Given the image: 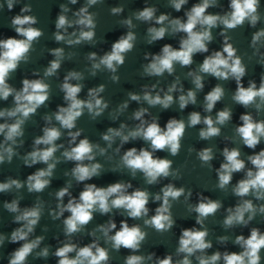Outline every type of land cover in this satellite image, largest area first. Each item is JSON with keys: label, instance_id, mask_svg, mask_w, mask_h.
Segmentation results:
<instances>
[{"label": "clouds", "instance_id": "obj_1", "mask_svg": "<svg viewBox=\"0 0 264 264\" xmlns=\"http://www.w3.org/2000/svg\"><path fill=\"white\" fill-rule=\"evenodd\" d=\"M20 2L21 0H3L0 2V11L5 6L8 11H12ZM103 2L104 0H85L75 11L69 5H76L78 0L61 3L55 21L54 41L69 47L85 43L94 46L97 43V13L89 9ZM145 2L147 4V0ZM188 3L189 0H168V6L176 12H180ZM215 7H220L219 0H199L184 11L183 17H173L170 13L157 15L158 9L155 6H145L118 21L128 31L112 43L110 51L103 55L96 52L86 55L90 64L87 69L90 76L95 77L98 72L106 71L110 73V80L118 83V69L124 65L127 54L135 47L137 34L134 29L137 25L133 21L136 20L150 25L146 29V43L149 45L166 36L176 37L183 34L180 35L178 48L164 44L158 53L146 52L144 55L148 62L142 65V76L162 77L165 73L174 75L176 65L191 68L195 55L209 53V45L214 41L213 29L221 28L220 50H212L204 56L202 63L185 74L193 88L185 90L180 77L176 76L166 88L160 87L157 81L151 85H143L139 93L128 92V100L109 112V118L113 122L127 111L130 101L141 105L146 103L149 107L141 106L132 112L128 119L135 121L133 125L121 122L118 127H108L100 134L105 142V146H101L86 136L81 138L84 130L77 128V121L85 112L95 121L109 108V102L102 95L106 86L100 84L89 88L86 98L81 99L80 93L85 87L82 83L85 80L84 72L69 70L58 85L63 93L64 104L43 115L42 135L34 138L31 150L23 155L18 149L24 146L25 125L51 98L52 89L46 82L47 79L58 76L62 62L65 59L71 60L76 54L66 53L63 47L49 49L54 58L44 68L43 75L34 71L32 75L38 78H24L22 87L17 89L9 81L21 63L30 61L34 44L44 33L35 27L38 18L31 14L32 7L29 3H25L20 12L10 18L9 26L16 36L0 38V101H7L12 97L11 107L0 108V121H3L0 122V137L3 138L0 140V165L10 164L17 157L26 167L31 168L37 164L45 167L38 168L26 180L9 176L4 182H0V193L15 191L18 194L11 201L3 202V208L13 214L12 223L19 225L10 235L0 233V248L6 241L20 245L9 253L8 264H28L30 256L33 259L46 260L50 255L57 258V264H110V250L119 252L121 249L131 253L124 257V264H193V258L196 264H261L264 232L258 227H252L248 236L241 234L232 239L222 235L216 238L221 245H226L232 239V243L241 249L239 252L217 250L208 254L207 250L213 248V243L208 239L210 232L205 221L224 207L219 199L197 193V203H189L192 190H186L183 186L177 187L174 183L164 184L159 192L151 193L147 188H134L131 181L121 180L106 187L87 182L104 172V165L97 161V157L112 160L113 157L108 155L109 150L120 157L119 162L110 169L112 172L126 169L132 179L140 173L145 184L150 186L169 177L179 179L181 172L180 169L173 168V160L161 158L156 153L166 151L173 157L177 156L182 148L186 129L197 125H203L198 132L200 140L219 137L222 128L233 117L232 109L227 106L216 111L215 116L212 115L217 103L224 99L226 90L221 83H217L204 95L202 108L205 115L192 111L187 120L173 117L163 127L159 123V117L153 115L149 109L160 106L162 110H168L173 104H178L179 110L183 111L189 105H196L197 94L205 87V76H211L218 81H235L236 89L231 96L232 101L245 109L254 108L257 114L264 111V73L261 74L259 85L255 80H249L247 87L244 86L243 78L247 74V68L229 35L231 30L242 27L245 23L255 28L264 20V15L260 12L261 2L229 0L227 11L215 14L208 11ZM69 12L72 13V18L69 17ZM123 12V5L110 9L112 15L118 16ZM250 47L253 49L252 57H258L257 63L264 66V51H261L264 49V28L252 34ZM239 120L241 123L234 128V135L225 136L224 139L233 143L238 140L248 149L255 150L264 141V119L257 120L251 112H246L240 115ZM65 135L67 144L57 143ZM138 140L143 141L147 147H131L121 154L126 144ZM188 151L191 153L196 150L190 147ZM57 152H60L59 156L56 155ZM221 155L223 161L215 169L218 177L215 187L224 192L231 187V193L239 198L235 206L225 209L226 215L221 226L225 230L247 228L258 215L264 218V203H254V200L264 201V149L253 151V154L244 159L239 147L225 146ZM196 156L201 167L212 168L215 158L213 147L196 151ZM61 162H73L74 167L64 172V176L71 179L63 187L50 193L54 195L56 205L55 208L48 209V214L52 220L63 218L65 237L58 241L59 246L52 251L51 245L41 247L46 239L44 235H34L44 215L46 202L37 196L31 206L21 207L20 202L24 197L19 193L25 187L30 194L44 192L50 187L57 165ZM236 173H243V178L232 184ZM73 180L76 184L83 185L78 197L73 196L71 191ZM65 197L68 198L66 203ZM181 197L184 198L187 211L196 214L195 223L199 227L181 229L174 254L163 257L157 256L155 252L137 254L148 236L146 228L165 233L176 225L171 209ZM150 201L159 204L151 216L148 207ZM65 213H68L66 217ZM96 213L108 215L110 218L88 231L87 226L94 220ZM117 213L132 220H142L143 227L138 223L130 225L127 219H122L118 228L113 218ZM43 231L47 232V227ZM81 233L90 236L91 242L83 246L75 242L74 237ZM101 240L110 247L101 246Z\"/></svg>", "mask_w": 264, "mask_h": 264}, {"label": "water", "instance_id": "obj_2", "mask_svg": "<svg viewBox=\"0 0 264 264\" xmlns=\"http://www.w3.org/2000/svg\"><path fill=\"white\" fill-rule=\"evenodd\" d=\"M3 2V0H0ZM199 0H189V3L184 6L180 12H176L173 8L168 6V0H104L102 4L93 6L89 10L91 12L97 13V27L96 32V41L97 43L93 46L90 44H81L75 47H69L63 43H56L53 38V33L55 29V21L60 12L59 5L61 3H67V0H21L12 11H8L6 6L3 11H0V38L15 37V31L9 26L10 18L20 12V8L25 4L29 3L32 7V13L38 18V23L35 27L40 28L44 35L39 39L37 43L34 44V51L30 54V61L28 63H21L18 70L13 74V77L10 79L9 83L14 87L19 89L22 87V80L24 78L34 79L38 78L32 75L34 71H39L40 75H43V70L48 66L52 57L49 53V49L56 47H63L65 52H73L76 55L73 56L71 60L65 59L62 62L61 68L58 70V76L50 77L47 79L51 85V98L47 102L46 106L38 109L37 114H35L31 120H29L25 125V134H24V146L19 148L18 151L21 155L31 150L32 142L35 137L42 135V128L44 126V121L42 119L45 113H51L57 109L58 105H63V93L59 90L58 85L62 82L64 75L69 70H77L84 72L85 80L82 82L85 87L80 93V98H86L87 91L89 88L97 87L100 84L106 86V90L102 93L104 99L109 102V108L104 112V114L98 117L95 121L91 120L85 112V114L77 121V128L83 129L81 138L88 137L94 143H100L101 146H105V142L102 141L100 134L108 127H118L121 122H126L129 125H133L135 121L128 119L134 110L138 107H149L146 103L137 104L136 102H129V108L127 111L122 114L119 119L113 122L109 118V112L115 109L120 103L128 100V92H137L141 91L143 85H151L159 81V86L166 88L171 82L174 81L176 76H179L182 84L184 85L185 90L193 88L190 79L186 78L185 74L196 68V66L203 62L204 56L210 54L212 50H220L222 46V37L219 36L221 28L213 29L214 41L209 45V53L206 54H197L194 56V64L191 68H181L179 65H176V72L174 75L164 74L162 77H147L142 76V65L147 63L144 59L145 53L156 54L160 51L164 44H171L173 47H179V34L176 37L166 36L164 39L154 42L149 45L146 43V29L150 26L149 24L142 23L134 20L133 22L137 25L134 31L137 34V40L135 43L134 49L129 52L126 56L124 65L118 69V75L120 80L118 83H114L110 80V73L98 72L95 77L89 75L87 69L90 67L86 55L90 52H96L98 55H103L104 52L110 51L112 43H114L118 38L125 34L128 29L121 26L118 21L127 18L131 15L132 12L136 10H142L145 6H155L158 9L157 15L160 13H170L173 17H183L184 11L190 8L194 3H198ZM261 7L260 12L264 15V0H260ZM85 0H78L76 5H69V7L75 11L79 9ZM220 7L210 8L208 11L210 13H223L228 10L229 0H219ZM124 7V12L121 15H112L110 9L112 7L121 6ZM69 17L72 18V13H68ZM264 28V20L257 24L255 28L250 27L247 23L242 27H238L235 30H231L229 35L232 37L231 42L238 49V55L243 59V62L247 68V74L243 78L244 86L247 87L249 80H255L257 85H259L261 74L264 73V66H261L257 63L258 57H252L253 49L250 47L252 34ZM72 31V29H69ZM19 38V37H17ZM264 51V49H261ZM249 57H252L251 59ZM205 87L203 91L198 92L197 94V104L189 105L185 110H179L178 104H173L168 110H162L160 106L150 108V112L153 115L159 117V123L161 127L165 126L167 121L170 118H183L187 120L188 114L192 111H199L202 115H205L203 112V98L204 95L211 90L217 83H221L225 90L226 95L224 99L217 103L212 115L215 116L216 111L223 109L225 106L230 107L233 111L232 121L225 127L222 128L221 135L219 137L213 138L211 140H200L198 137V132L203 125H197L194 128H187L185 136L182 140V148L180 153L173 157L168 152H157L161 158H168L173 160V168L180 169L181 177L179 179H173L171 177L167 179H162L161 182L157 185H147L145 184L142 174L138 173L135 179H132L126 169L122 171L112 172L110 169L119 162V155H116L109 150L108 155L112 156V160H108L107 157H97V161L104 165V172L99 177H94L88 183H95L98 187H106L111 183H115L121 180L131 181L134 188H147L151 193L159 192L160 188L164 184L174 183L177 187H185V189H191L193 192L192 197L190 198L189 203L195 204L198 201L197 193H201L206 197L211 199H219L222 201L224 207L218 211L215 216H210L205 224L209 229L210 235L209 240L213 243V248L207 250L208 254L220 250H228L230 252H239L241 249L232 243V239L236 235L248 236L250 229L252 227H258L264 232V218L257 216L247 228L236 227L234 229L225 230L221 226V221L224 219L226 212L225 209L230 206H235L238 201V197H235L231 193V187L227 192L221 191L215 187L218 181V177L215 169L220 166V163L223 161L221 155L222 149L227 146L239 147L242 152V158L246 159L247 155L253 154V151L258 152L261 149H264V141L257 146L255 150L248 149L238 140L236 143L227 141L224 139L225 136H233L234 128L241 123L239 117L241 114L246 112H251L255 119L261 120L264 119V111L259 114L256 113L254 108L245 109L241 105L234 103L231 99L232 94L236 89L235 81H218L211 76H205ZM178 95V94H175ZM12 106V97H9L7 101H0V108L11 107ZM3 122V121H0ZM3 138L0 137V140ZM57 143L67 144V138L62 137L61 140ZM119 142L117 141V144ZM115 148L116 145L114 144ZM131 147H147L143 141H133L124 146L121 150V154L124 150H127ZM194 148L196 151L204 147H213L215 152V158L212 161V168L201 167V162L197 159L196 151L189 152V148ZM57 156L60 155V152L56 153ZM251 167V165H248ZM45 167L43 164H37L33 167H26L22 160L17 157L13 158V161L9 163H4L0 165V182H4L9 176L12 178H17L20 180H26L27 176L35 172L38 168ZM74 167L73 162H61L57 165V168L54 172V177L50 187H48L42 193H28L26 187L21 189L20 195H23V200H21V207L31 206L37 196H40L46 202L45 212L42 216L39 225L36 228L34 235H44L46 239L44 240L41 247L44 245H51V250L54 251L56 247L59 246L58 241L65 239L63 234V224L62 219L52 220L48 214L49 208H55L56 199L54 193L59 188L63 187L68 179L71 177H65L64 172L70 171ZM243 178V173H236L233 176L232 184H235L239 179ZM82 184H76L73 180V187L71 189L73 196L78 197L79 192L82 190ZM18 194L13 191L12 193H0V233H5L10 235L12 230L19 225L12 223L13 214H10L3 208L4 201H11ZM254 199L253 197H248ZM67 197H65V203L67 202ZM254 203H264V201H255ZM158 203L149 202L148 207L150 208L149 215L154 214V209L158 207ZM173 218L176 220V225L168 232L160 233L154 230L153 228H146L145 230L148 233L146 241L143 243L141 251L137 254H148L150 252H155L157 256L163 257L166 254H174L175 249L178 246V239L181 233V229L199 227L195 223V213H189L187 211V206L184 203V198L181 197L178 202L173 204L171 209ZM68 213H65V217ZM110 217L108 215H100L99 213L94 214V220L90 222L87 226V230L95 228L97 225L105 223ZM119 228L120 221L122 219H127L128 223L141 224L143 227L142 220H132L130 218L120 216L118 213L113 217ZM47 227L48 231L44 232L43 229ZM227 235L231 237L226 245H221L217 243V237ZM34 238V237H33ZM91 237L86 233L78 234L74 237V241L79 243L80 246L88 244L91 242ZM101 246L110 247L109 245L104 244L103 240L100 241ZM19 244H12L5 242V245L0 248V264H8L9 253L18 248ZM131 254L129 250L121 249L119 252L115 250H110V255L112 259L110 264H124V257ZM262 261L261 264H264V250L261 251ZM176 257L174 256V259ZM28 264H57V258L54 256H49L48 259H33L31 256L28 258ZM193 264H196L193 258Z\"/></svg>", "mask_w": 264, "mask_h": 264}]
</instances>
